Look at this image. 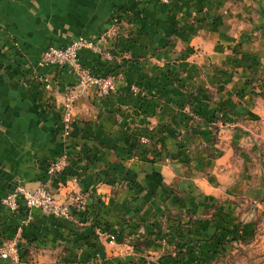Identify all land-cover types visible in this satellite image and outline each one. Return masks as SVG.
Masks as SVG:
<instances>
[{
  "label": "crops",
  "instance_id": "crops-1",
  "mask_svg": "<svg viewBox=\"0 0 264 264\" xmlns=\"http://www.w3.org/2000/svg\"><path fill=\"white\" fill-rule=\"evenodd\" d=\"M230 1L0 0L1 236L19 229L15 239L22 247L34 235L44 245H56L60 233L85 237L74 219L37 209L28 221L24 206L11 212L3 200L17 184L35 190L48 183L60 202L92 193L88 207L111 223L155 212V201L171 194L167 184L181 182L185 165L168 166L140 140L151 136L168 152L185 151L188 146L177 145L171 136L190 122L183 108L191 105L187 93L211 87L214 66H228V46L239 43L242 52L264 54V0H238L242 13L237 15L226 9ZM114 14L123 28L130 23V38L85 50L81 61L99 75L123 72L115 94L82 91L69 70L38 66L49 46L99 38ZM110 48L112 60L103 53ZM132 86L142 93L134 95ZM69 95L75 99L66 134L63 102ZM217 103L228 104L225 99ZM62 156L69 166L61 176L48 178L47 165Z\"/></svg>",
  "mask_w": 264,
  "mask_h": 264
},
{
  "label": "rangeland",
  "instance_id": "rangeland-1",
  "mask_svg": "<svg viewBox=\"0 0 264 264\" xmlns=\"http://www.w3.org/2000/svg\"><path fill=\"white\" fill-rule=\"evenodd\" d=\"M241 8L238 0L226 7L235 15ZM238 45L227 47V67L212 69L211 87L186 90L191 119L171 136L185 151L168 152L151 136L140 140L168 166L185 165L181 182L167 184L165 201L154 200V213L111 223L88 207L92 193L70 195L64 202L78 210L69 219L85 237L60 233L56 245H44L22 236V247L19 229L2 232L0 247L19 251L7 264H264V54ZM224 99L226 106L217 103Z\"/></svg>",
  "mask_w": 264,
  "mask_h": 264
},
{
  "label": "built area",
  "instance_id": "built-area-1",
  "mask_svg": "<svg viewBox=\"0 0 264 264\" xmlns=\"http://www.w3.org/2000/svg\"><path fill=\"white\" fill-rule=\"evenodd\" d=\"M163 4H169L170 0H159ZM122 18L114 14L110 26L99 38L79 37L71 43L57 47L49 46L43 57L38 62L41 68H61L71 72L77 80V85L82 91H91L100 97H108L117 92L118 85L124 81L123 72L111 73L108 75H99L90 67L84 65L81 61V53L85 50H99L100 46L106 41L116 40L119 37L130 38V25L123 28ZM107 59L114 58V52L110 48L103 52ZM131 91L137 92L132 86ZM74 95H69L63 102L64 109V131L68 134L73 124V102ZM69 166V160L66 156L50 162L46 168L48 178L61 176ZM3 204L11 211L18 212L21 206H24L28 212V221L34 210H41L44 214L56 218L69 219L72 208L66 202L58 201L51 193L48 183L40 185L35 190H28L23 185H16L9 194L4 198ZM0 258L11 261L19 260V251L15 245L0 247Z\"/></svg>",
  "mask_w": 264,
  "mask_h": 264
}]
</instances>
